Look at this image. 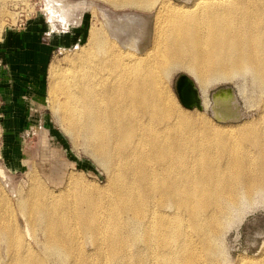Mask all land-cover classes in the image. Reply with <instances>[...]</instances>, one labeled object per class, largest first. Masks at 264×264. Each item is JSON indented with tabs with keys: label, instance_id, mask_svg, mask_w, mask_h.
<instances>
[{
	"label": "bare ground",
	"instance_id": "obj_1",
	"mask_svg": "<svg viewBox=\"0 0 264 264\" xmlns=\"http://www.w3.org/2000/svg\"><path fill=\"white\" fill-rule=\"evenodd\" d=\"M104 1L144 14L115 20L104 9V28L91 27L51 99L66 132L105 168L107 190L72 177L59 198L39 180L16 206L0 189V264H224L234 218L264 192V100L256 120L216 127L242 115L209 90L250 78L264 94V0ZM177 70L198 85L199 118L170 99Z\"/></svg>",
	"mask_w": 264,
	"mask_h": 264
},
{
	"label": "rangeland",
	"instance_id": "obj_2",
	"mask_svg": "<svg viewBox=\"0 0 264 264\" xmlns=\"http://www.w3.org/2000/svg\"><path fill=\"white\" fill-rule=\"evenodd\" d=\"M58 1L0 0V33L4 32L3 37L0 38V83L3 80L6 82L10 80L11 86L16 84V89H12L16 95L25 94V91H21L23 77L15 76L14 71L17 70L16 63L19 62V51L10 54L8 50V52L5 50L11 39H20V47L22 45L20 56H23L27 62L29 52L23 48L27 40L34 39L38 47L40 43L45 44L44 51L48 54L46 65L40 74L42 82L29 85L27 94L30 97L28 96L26 100H17L19 109L16 119L9 126H4L0 121V170L4 171L0 175V189L7 197L9 195L11 202L16 206L19 195L30 191L35 181L39 180L48 190L52 188L53 191H50H55L54 193L57 194L55 196L59 198L66 193L61 191L67 188L72 177L82 182L81 187L85 185L86 189H95L94 192L107 190L109 175L105 168L96 163L86 151L83 143L74 141L66 132L61 117L54 109V103L52 104L51 87L54 82L56 85L59 84L58 81L63 77L71 61L77 59L81 50L88 48L91 27L104 28L107 20L106 16H103L104 9H108L107 11L112 13V19L115 20L128 13L144 14L134 8L114 9L104 0H89L92 2L91 6L75 9L63 4L60 7ZM72 1L76 0H70ZM171 1L177 4L183 3L177 0ZM153 13L156 11L145 14ZM187 80L199 91L195 80L184 70H177L172 74L166 81V89L175 106H180L182 111L186 114L188 112L190 117L199 118L204 113L202 109L183 105L178 94L179 81L185 89L188 88L192 94L194 93L191 86L187 84ZM249 80L251 79H237L233 82L216 84L210 88L211 99H232L236 103L239 114L242 115V119L238 121L218 122L212 119L211 111H206L208 118L218 123L215 125L213 122L216 127L231 124L234 129H237L238 124L254 121L259 117L264 94L260 93ZM21 85L22 88H19ZM56 172L59 173L56 174ZM59 175L63 179L59 178ZM65 195L68 196V194ZM255 202L250 205L251 208L246 207L242 215L236 216L228 229L224 238L225 252L221 255L227 259L224 264L264 263V192L258 195ZM16 206L15 213L18 214L20 227L25 232L24 219Z\"/></svg>",
	"mask_w": 264,
	"mask_h": 264
},
{
	"label": "crops",
	"instance_id": "obj_3",
	"mask_svg": "<svg viewBox=\"0 0 264 264\" xmlns=\"http://www.w3.org/2000/svg\"><path fill=\"white\" fill-rule=\"evenodd\" d=\"M26 39H27V37H26ZM20 44H21L20 39H18V40L11 39V41L9 42V45L5 48V50L6 51L8 50L10 52V54L12 52L19 51V54H18L19 56L17 55L19 57V62L16 63L17 70L15 69L14 71H15V76L23 77L22 81L20 79L21 84L23 82V88H22V85L19 88H22L21 91L22 92L25 91V94L16 95V92L14 93L12 90L13 88L16 89V84H14V86H11L10 80H7V82H6V80H3V82L0 83V94H2V96L5 99H7V101L12 100V99L13 100H18V99L26 100L28 96L30 97V95L27 94V93H29L28 92L29 91L28 90L29 85H32L33 83H36V82H42V80L40 79V74L42 73V68L46 65V62H47L46 60H47L48 54L45 53V51H44V48H45L44 45L45 44L40 43L41 45H39V47H38V45H37L38 43L34 39L26 41L25 44L27 47L23 46V48H24V50H28V52H29L28 62L24 59L23 56H20L21 55L20 49H22V45L20 47ZM27 78H29V80H26ZM25 80H26V83H24ZM17 115H18V113H17ZM15 119H16V117H15ZM15 119H13V120H15ZM5 126H7V125H5Z\"/></svg>",
	"mask_w": 264,
	"mask_h": 264
},
{
	"label": "flooded vegetation",
	"instance_id": "obj_4",
	"mask_svg": "<svg viewBox=\"0 0 264 264\" xmlns=\"http://www.w3.org/2000/svg\"><path fill=\"white\" fill-rule=\"evenodd\" d=\"M1 104H0V121L5 126H9L13 119H15L18 113L17 100L5 99L2 94H0Z\"/></svg>",
	"mask_w": 264,
	"mask_h": 264
},
{
	"label": "water",
	"instance_id": "obj_5",
	"mask_svg": "<svg viewBox=\"0 0 264 264\" xmlns=\"http://www.w3.org/2000/svg\"><path fill=\"white\" fill-rule=\"evenodd\" d=\"M177 1H183V0H177ZM180 83H181V81H179L178 86H177L178 87L177 90H178V94L180 96V99L183 100V95L185 97L187 96V98L190 97V99H191V104L188 105L187 103H185V106H187L189 108L197 107L199 109H203L201 95H200L199 91L197 90V88L193 85V83H191L189 80H187V84L189 86H191V88L193 89V91H192V92H194L193 94L191 93V91L188 88L185 89ZM182 93H184V94L182 95ZM188 95H189V97H188Z\"/></svg>",
	"mask_w": 264,
	"mask_h": 264
},
{
	"label": "built area",
	"instance_id": "obj_6",
	"mask_svg": "<svg viewBox=\"0 0 264 264\" xmlns=\"http://www.w3.org/2000/svg\"><path fill=\"white\" fill-rule=\"evenodd\" d=\"M0 104H1V98H0ZM1 115V114H0Z\"/></svg>",
	"mask_w": 264,
	"mask_h": 264
}]
</instances>
